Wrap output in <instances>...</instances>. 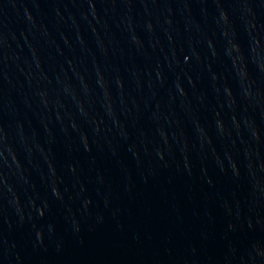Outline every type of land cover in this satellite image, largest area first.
Returning <instances> with one entry per match:
<instances>
[{
    "label": "water",
    "instance_id": "1",
    "mask_svg": "<svg viewBox=\"0 0 264 264\" xmlns=\"http://www.w3.org/2000/svg\"><path fill=\"white\" fill-rule=\"evenodd\" d=\"M0 264H264V0H0Z\"/></svg>",
    "mask_w": 264,
    "mask_h": 264
}]
</instances>
